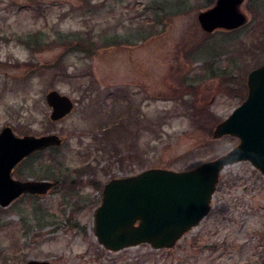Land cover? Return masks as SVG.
Listing matches in <instances>:
<instances>
[{
    "label": "rangeland",
    "instance_id": "rangeland-1",
    "mask_svg": "<svg viewBox=\"0 0 264 264\" xmlns=\"http://www.w3.org/2000/svg\"><path fill=\"white\" fill-rule=\"evenodd\" d=\"M215 2L0 0V131L9 125L19 136L63 139L13 170L20 180L58 179L59 187L0 206L2 262H264V174L250 161L220 172L210 213L173 248L114 252L95 235L111 179L190 169L240 142L213 133L244 101L230 87L264 64V0L242 3L246 25L208 34L198 14ZM52 88L75 102L57 122L45 98ZM198 109L207 117L194 115ZM52 154L56 174L48 176L42 165Z\"/></svg>",
    "mask_w": 264,
    "mask_h": 264
},
{
    "label": "water",
    "instance_id": "water-1",
    "mask_svg": "<svg viewBox=\"0 0 264 264\" xmlns=\"http://www.w3.org/2000/svg\"><path fill=\"white\" fill-rule=\"evenodd\" d=\"M245 0H216L198 14L201 28L209 33L236 30L248 22L242 10ZM248 95L217 124L215 139L231 135L240 142L228 152L186 170L148 168L137 174L113 178L103 189L95 211V235L110 251L148 243L155 249L172 248L186 231L207 217L220 172L228 165L250 161L264 174V64L248 73ZM50 119L62 120L74 109V100L53 89L46 94ZM57 133L19 136L5 125L0 131V206L9 207L25 194L44 195L55 186L52 180H20L14 168L34 152L58 147ZM26 264H51L29 260Z\"/></svg>",
    "mask_w": 264,
    "mask_h": 264
},
{
    "label": "trees",
    "instance_id": "trees-1",
    "mask_svg": "<svg viewBox=\"0 0 264 264\" xmlns=\"http://www.w3.org/2000/svg\"><path fill=\"white\" fill-rule=\"evenodd\" d=\"M235 64H236V66H238L239 65V63L237 62H235ZM228 77V76H227ZM233 77H235V75L233 76ZM230 78V77H229ZM225 79H228V78H225ZM231 79V78H230ZM234 80H235V78H233ZM230 87V86H229ZM247 90H248V88H247V82L245 81V82H243L242 84L240 83V85L239 86H236L235 88H232V87H230V91L231 92H235V93H237V96L238 95H240L243 99L245 98V96H246V94H247ZM229 91V92H230ZM230 92V93H231ZM234 93V94H235ZM198 112V113H197ZM194 115H197V117L198 118H201V116L203 117V116H205V117H207V115H206V113L204 114L202 111H199V109L198 110H196V113L194 114ZM208 115H209V117H212V120H213V117H214V115H213V113L211 114L210 112H208ZM204 117V118H205ZM203 118V119H204ZM200 119H197V122L199 121ZM216 122H218V120H216L215 121V123ZM54 148H58V147H54ZM43 164L44 165H42V166H44L45 167V169L46 170H44V172H45V174L46 175H48V176H53V174H56L55 172V165L57 164V162H56V157H55V155H53L52 154V157L51 158H49V161H45V162H43ZM59 164V163H58ZM54 169V170H53ZM54 182H55V187H54V189L53 190H56L58 187H59V182H58V179H57V181L56 180H54ZM0 264H6V262L4 261V262H2V260H0Z\"/></svg>",
    "mask_w": 264,
    "mask_h": 264
},
{
    "label": "flooded vegetation",
    "instance_id": "flooded-vegetation-1",
    "mask_svg": "<svg viewBox=\"0 0 264 264\" xmlns=\"http://www.w3.org/2000/svg\"><path fill=\"white\" fill-rule=\"evenodd\" d=\"M247 88H248V84H247ZM248 91H249V88H248V90H247V94H246V96L248 95ZM245 98H246V97H245ZM243 100H244V99H243ZM210 211H211V210H210ZM209 213H210V212H209ZM189 231H190V230H189ZM179 241H180V239H179ZM179 241H178V242H179ZM178 242H177V243H178ZM177 243H176V244H177ZM176 244H175V245H176ZM174 247H175V246H174ZM162 249H169V248H162ZM160 250H161V249H160ZM263 257H264V256H263ZM262 264H264V262H263Z\"/></svg>",
    "mask_w": 264,
    "mask_h": 264
}]
</instances>
